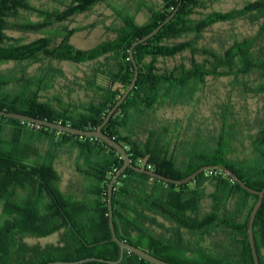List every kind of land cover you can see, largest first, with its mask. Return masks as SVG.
Segmentation results:
<instances>
[{
  "label": "trees",
  "instance_id": "16d2710c",
  "mask_svg": "<svg viewBox=\"0 0 264 264\" xmlns=\"http://www.w3.org/2000/svg\"><path fill=\"white\" fill-rule=\"evenodd\" d=\"M99 1L71 0V4L84 8ZM180 2L144 5L149 14L144 24L134 15L115 11L122 21L118 29H109L115 38L83 51L71 43L81 28L55 27L70 21L76 9L45 11L31 0H0V66L38 65L30 73L0 70V109L82 130L97 129L133 81L132 45L163 23ZM205 7L204 0H182L174 18L134 49L139 68L136 87L103 131L126 147L132 163L145 170L189 180L203 167L212 169L176 184L127 168L114 185V224L122 241L172 264H255L248 224L259 196L216 166H226L249 187L264 190V116L254 132L240 131L233 107L226 104L217 132L208 130L203 138L196 131L188 145L179 138V122L158 121L164 109L191 105L208 77L238 78L256 72L260 83L251 92L264 96V0L201 16ZM242 19L259 22L254 36L221 51L201 45L213 26ZM13 31L41 37L20 44L8 34ZM186 53L188 63L159 66L161 60ZM56 61L91 65V74L79 83L87 97L80 104L63 98L60 91L70 97L64 87L57 90L58 79L66 76L54 66ZM247 143L251 153L240 158ZM123 164L122 156L103 140L0 116V264L118 260L120 248L112 240L108 199L110 182ZM63 165L73 170L65 188ZM254 234L264 264V200ZM50 236L58 240L32 241ZM120 264L151 263L125 251Z\"/></svg>",
  "mask_w": 264,
  "mask_h": 264
},
{
  "label": "rangeland",
  "instance_id": "374dc122",
  "mask_svg": "<svg viewBox=\"0 0 264 264\" xmlns=\"http://www.w3.org/2000/svg\"><path fill=\"white\" fill-rule=\"evenodd\" d=\"M206 7L201 9L203 14H209L213 11H230L241 9L251 2L257 0H204ZM31 3L38 9L45 11L59 10L58 12L70 11V8L76 9L70 15V21H64L63 24L56 23L55 27L67 26L68 28H81L82 31L76 33L71 43L79 50H89L96 45L115 38V33L109 29H118L122 26V21L118 18L115 11L134 15L139 24H144L149 19L148 10L144 5L153 6L159 3V0H101L88 7L81 8L71 4V0H31ZM199 17V15H197ZM37 20L36 16L31 17ZM260 28L259 22L253 23L250 19H242L233 23L217 24L209 29L202 38L201 45L215 48L221 51L223 48H228L236 41H242L245 38L254 36ZM9 35L18 40L20 44L30 43L41 37V34L32 32H9ZM190 54L178 56L175 59L168 61L161 60L159 66L170 67L182 61L189 62ZM201 60L202 57H199ZM26 64L10 62L0 66V70L4 71H25ZM55 67L62 69L65 73V78L58 79L57 90H62L70 94L66 95L64 91H60L65 100L71 98L75 103L80 104L86 100L85 92L81 89L79 83H82L87 75L91 74V65H78L73 62H54ZM38 65L28 66L27 73L33 72ZM260 83L257 73L250 75H242L238 78L224 77L213 78L208 77L201 91L198 92L195 101L191 105L179 106L176 108L164 109L158 121L179 122L181 138L183 145H188L193 140V134L201 132V136L206 138L208 130L215 134L220 126L219 116L223 113V107L231 105L235 121L239 124L240 131L254 132L258 125L259 119L264 116V96L255 95L251 92ZM69 88H71L69 90ZM236 129L239 131V129ZM247 149L240 153V158H244L246 154L251 153L249 144H246ZM183 151L177 154L178 158L183 157ZM63 174L62 186L65 188L72 178L73 170L68 165L61 167ZM23 191H20V196H24ZM1 213V208H0ZM58 237L50 236L40 242L42 244L56 242ZM264 260V248L262 249Z\"/></svg>",
  "mask_w": 264,
  "mask_h": 264
},
{
  "label": "water",
  "instance_id": "95a60500",
  "mask_svg": "<svg viewBox=\"0 0 264 264\" xmlns=\"http://www.w3.org/2000/svg\"><path fill=\"white\" fill-rule=\"evenodd\" d=\"M181 5H182V0L179 4L178 8L172 14H170V16L163 23H161L151 33L147 34L146 36H144L140 40L134 42V44L132 45V48L130 49V56H131L132 62H133L134 67H135V74H134L133 81H132L131 85L129 86V88L127 89V91L125 92V94L116 103V105L112 108V110L107 115L104 122L97 129H95V130H82V129H78L75 127L67 126V125L62 124V123H57V122L46 120V119L35 118L33 116L25 115V114H21V113L3 111L0 109V116H4L7 118H12V119H16V120H21V121H27L29 123H34V124H37L40 126L49 127V128L58 130L60 132H66V133L79 135V136H85V137H94V138L103 140L104 142H106L107 144L112 146L122 156L123 161H124L122 168L117 172V174L113 177L112 181L110 182L109 199H108L109 227H110L111 234H112V240L114 242H116L120 248L119 259L116 261H112V260H105L102 258H89V259H86V260H83L80 262L57 261V262H50V263H46V264H83V263L88 262V261H98V262H103V263H108V264H120L124 259L125 251L132 253V254H135L139 258H141V259H143V260H145L151 264H172L170 262L164 261V260L152 255L151 253H149V252H147V251H145L139 247H136L130 243L122 241L119 238L117 231H116V228H115V224H114V211H113V203H112L114 185L117 182V180L120 178V176L125 172V170L127 168H132V169L137 170L139 172L146 173V174H148L154 178H157V179L165 181V182L182 184V183H186V182L190 181L191 179L196 178L201 172L212 169V166H206V167L199 169L192 176V178L189 180H175L172 178H168V177L163 176L161 174H158L154 171H148V170H145L143 168L135 166L132 163V160L130 158V155L127 152L126 147H124L121 143H118L116 140L112 139L110 136H108L106 133H104L103 129L109 123L110 119L113 117V115L118 110V108L126 101L128 96L131 94V92L136 87L137 80L139 77V68H138V65L136 63V59L134 57V49L137 46L144 44L148 40L154 38L161 31V29L174 18V16L179 11ZM216 168H219V169L225 171L227 174H229L246 191L259 196V199L256 202V204H255V206L251 212L250 218H249L248 236H249V242H250V246H251V250H252V256L254 259V263L255 264H261L259 254H258V251L256 248L254 224H255L257 214H258L261 206L263 205L264 190L259 191V190H256V189L249 187L244 181H242V179L232 169H230L226 166L219 165V166H216Z\"/></svg>",
  "mask_w": 264,
  "mask_h": 264
},
{
  "label": "built area",
  "instance_id": "2783aa9c",
  "mask_svg": "<svg viewBox=\"0 0 264 264\" xmlns=\"http://www.w3.org/2000/svg\"><path fill=\"white\" fill-rule=\"evenodd\" d=\"M141 162V160L139 161V163Z\"/></svg>",
  "mask_w": 264,
  "mask_h": 264
}]
</instances>
